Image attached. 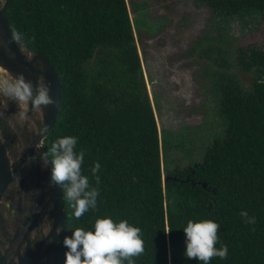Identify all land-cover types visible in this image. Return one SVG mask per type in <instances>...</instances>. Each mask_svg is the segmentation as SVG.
<instances>
[{"label":"trees","instance_id":"obj_1","mask_svg":"<svg viewBox=\"0 0 264 264\" xmlns=\"http://www.w3.org/2000/svg\"><path fill=\"white\" fill-rule=\"evenodd\" d=\"M200 1L213 16L257 13L264 24V0ZM4 15L18 39L59 74L61 103L46 151L57 137L76 136L82 173L98 190L96 207L75 218L62 188L66 228L55 264H63V237L102 215L139 226L144 251L132 257L135 264H170L168 246L184 240L188 218L220 226L215 247L223 243L227 254L208 264H264V45L236 54L239 68L254 72L248 88L225 68L213 70L207 82L224 118L222 134L200 162L167 171L163 183L159 131L127 0H7ZM94 161L98 180L90 172ZM174 264L203 262L182 255Z\"/></svg>","mask_w":264,"mask_h":264},{"label":"rangeland","instance_id":"obj_2","mask_svg":"<svg viewBox=\"0 0 264 264\" xmlns=\"http://www.w3.org/2000/svg\"><path fill=\"white\" fill-rule=\"evenodd\" d=\"M127 6L159 131L164 178L167 171L200 162L222 134L224 118L208 79L225 68L248 88L254 72L240 69L236 54L264 45V24L257 13L213 16L200 0H127ZM183 248V241L168 246L170 264Z\"/></svg>","mask_w":264,"mask_h":264},{"label":"water","instance_id":"obj_3","mask_svg":"<svg viewBox=\"0 0 264 264\" xmlns=\"http://www.w3.org/2000/svg\"><path fill=\"white\" fill-rule=\"evenodd\" d=\"M6 2H0V236L4 237L0 240V264H55V244L66 228L65 209L62 187L50 181L49 167L42 162L41 156L46 152L44 138L52 130L60 108L61 82L58 72L43 54L31 51L15 38L4 15ZM21 77L33 86L42 78L51 103L34 106L31 101L13 95L7 85ZM27 158L40 162L32 181L27 180L26 172L23 173ZM41 166L44 171L39 174ZM162 181L165 183L166 178ZM39 187L36 203L39 204L47 193L46 207L39 212V218L31 220L35 225L32 229L29 221L34 214L33 208L29 216L25 211L32 202V195L35 196L30 188L38 191ZM8 202L14 216L12 234L8 232L9 219L2 216ZM19 231L22 237L15 245Z\"/></svg>","mask_w":264,"mask_h":264},{"label":"clouds","instance_id":"obj_4","mask_svg":"<svg viewBox=\"0 0 264 264\" xmlns=\"http://www.w3.org/2000/svg\"><path fill=\"white\" fill-rule=\"evenodd\" d=\"M15 38H19L18 34ZM8 90L19 99L31 101L34 106L51 103L47 87L40 78L38 85L25 82L23 78L8 84ZM77 137L63 135L51 142L41 156L49 167V179L63 188L64 197L73 209L72 216L81 217L89 208H95L98 196L96 187L89 184V177L82 173L81 164L84 152L76 150ZM99 162L90 167L93 178ZM240 215L246 222L252 223L255 217L247 216L241 210ZM219 224L210 218H188L181 227L184 233L183 255L208 264L213 256L223 258L227 246L223 243L215 247L218 241ZM140 228L126 219L114 220L108 215L96 216L91 228L74 227L69 235L63 237L65 246L63 264H135L132 257L144 251Z\"/></svg>","mask_w":264,"mask_h":264},{"label":"flooded vegetation","instance_id":"obj_5","mask_svg":"<svg viewBox=\"0 0 264 264\" xmlns=\"http://www.w3.org/2000/svg\"><path fill=\"white\" fill-rule=\"evenodd\" d=\"M39 165H40L39 161H37L33 158H27L26 162L23 165V173L26 172L28 181H32L33 179H35L36 174H37L36 170L39 168ZM43 171H44V168L42 167L39 174H41ZM40 191H41L40 187L38 188V191H32L30 188V193L34 194L35 196L33 198V195H32V202L30 201V204H29L30 206H28V208L26 207V211H25V214H27L29 216V210L31 207L33 208L34 214L32 215V217L29 221V224H31L32 229L34 228L35 225L31 223V220H35L36 218H39L40 217L39 212L42 210L43 207H46V204L44 202L46 200L47 193H44L45 198L39 204L36 203L35 198L37 199V197H39ZM11 211H12V206L8 202L7 203V211L3 212L2 216L4 218L9 219L10 228H8V232H10L12 234L13 233L12 228L15 226V224L13 223L14 216L11 214ZM20 218L23 219L22 216H20ZM18 224L21 225V223H18ZM2 233H5V232L2 231ZM6 237H9V235ZM21 237H22L21 231H19L15 237V245H17V243L21 240ZM3 238L4 237L0 236V240H2ZM0 248H1V245H0Z\"/></svg>","mask_w":264,"mask_h":264}]
</instances>
